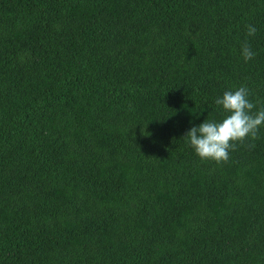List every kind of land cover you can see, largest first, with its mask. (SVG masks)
Masks as SVG:
<instances>
[{"label": "trees", "instance_id": "16d2710c", "mask_svg": "<svg viewBox=\"0 0 264 264\" xmlns=\"http://www.w3.org/2000/svg\"><path fill=\"white\" fill-rule=\"evenodd\" d=\"M240 86L264 0H0V264H264V126L183 137Z\"/></svg>", "mask_w": 264, "mask_h": 264}, {"label": "clouds", "instance_id": "9594fccd", "mask_svg": "<svg viewBox=\"0 0 264 264\" xmlns=\"http://www.w3.org/2000/svg\"><path fill=\"white\" fill-rule=\"evenodd\" d=\"M255 33V26L248 25L247 35L254 36ZM241 54L245 62L256 55L247 42L242 45ZM249 97L250 91L245 86L225 91L215 100L216 105L221 107L223 119H205L185 133L183 137L202 161L226 163L230 151L235 150L237 144L258 138L259 129L264 126V107L253 111L256 105ZM248 147L255 145L249 144Z\"/></svg>", "mask_w": 264, "mask_h": 264}]
</instances>
